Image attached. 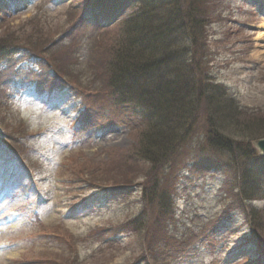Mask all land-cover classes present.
I'll use <instances>...</instances> for the list:
<instances>
[{"label": "rangeland", "instance_id": "obj_1", "mask_svg": "<svg viewBox=\"0 0 264 264\" xmlns=\"http://www.w3.org/2000/svg\"><path fill=\"white\" fill-rule=\"evenodd\" d=\"M83 2L10 0L0 11V39L14 46L0 60V264H152L149 254L161 264H264V231L261 241L242 204L228 195L220 165L230 154L208 147L204 111L198 131L170 156L172 163L141 171L143 164L131 156L142 115L113 105L102 70L90 71L103 58V42L95 43L83 66L58 46L36 50L59 40L77 14L88 21ZM212 3L211 78L248 118H263L264 0ZM94 10L97 20L115 17L114 11ZM229 128L225 135L235 138ZM261 135L251 140L254 148ZM152 188L150 195L173 192L171 217L161 219L148 204L145 191ZM257 204L264 207V199ZM143 212L150 233L133 225Z\"/></svg>", "mask_w": 264, "mask_h": 264}, {"label": "trees", "instance_id": "obj_2", "mask_svg": "<svg viewBox=\"0 0 264 264\" xmlns=\"http://www.w3.org/2000/svg\"><path fill=\"white\" fill-rule=\"evenodd\" d=\"M9 1L0 0V11L5 12ZM98 1L84 0L82 15L88 21L78 19L77 14L59 40L36 50L48 52L58 46L74 64L83 66L86 54L93 50L95 43L103 42V58L90 71L102 70L103 86L113 105L135 109L142 115L143 128L139 129L145 132L139 133L131 156L136 164H143L141 171L145 165H148L147 172L163 168L198 131L200 114L204 111L207 130L203 137L208 147L230 154L229 160L220 165L226 175L224 187L228 195L242 204L263 241L264 207L257 203L264 199V155L251 145V140L264 136V117L248 118L249 113L246 115L227 88L211 78L207 27L216 16L214 0H128L127 3L107 0V4L99 5ZM94 7L114 11L115 17L109 22L97 20L99 12ZM117 17L123 18L115 22L118 25L112 30ZM102 34L106 37L99 40ZM20 42L35 49L30 46L35 43L28 38H21ZM13 47L11 41L2 37L0 60L10 56ZM53 67L65 77L66 72L58 62ZM229 126L235 138L225 135L224 132H232ZM240 137L242 141L249 140L243 144ZM138 168L136 165L133 169ZM153 189L145 191L151 198L148 204L159 209L156 216L161 219L171 217L173 192L150 195ZM133 225L150 233L144 212ZM160 238L162 241L163 237ZM150 241L146 247L148 253L153 247ZM155 241L157 238L153 236ZM149 256L152 264H161L155 254Z\"/></svg>", "mask_w": 264, "mask_h": 264}, {"label": "water", "instance_id": "obj_3", "mask_svg": "<svg viewBox=\"0 0 264 264\" xmlns=\"http://www.w3.org/2000/svg\"><path fill=\"white\" fill-rule=\"evenodd\" d=\"M255 146L264 155V138L257 140Z\"/></svg>", "mask_w": 264, "mask_h": 264}]
</instances>
